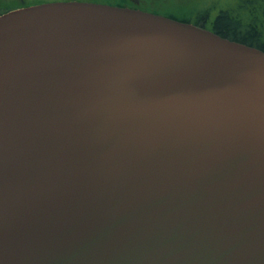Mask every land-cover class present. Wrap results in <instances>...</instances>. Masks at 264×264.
<instances>
[{"label": "water", "instance_id": "water-1", "mask_svg": "<svg viewBox=\"0 0 264 264\" xmlns=\"http://www.w3.org/2000/svg\"><path fill=\"white\" fill-rule=\"evenodd\" d=\"M0 264H264V52L101 3L1 14Z\"/></svg>", "mask_w": 264, "mask_h": 264}, {"label": "trees", "instance_id": "trees-1", "mask_svg": "<svg viewBox=\"0 0 264 264\" xmlns=\"http://www.w3.org/2000/svg\"><path fill=\"white\" fill-rule=\"evenodd\" d=\"M82 1L107 4L121 8H132L159 14L147 7H136L129 0H14L3 5L0 0V14L16 9L48 2ZM202 5H185L183 15H166L167 18L196 25L220 35L223 38L255 47L264 52V0H205Z\"/></svg>", "mask_w": 264, "mask_h": 264}, {"label": "flooded vegetation", "instance_id": "flooded-vegetation-1", "mask_svg": "<svg viewBox=\"0 0 264 264\" xmlns=\"http://www.w3.org/2000/svg\"><path fill=\"white\" fill-rule=\"evenodd\" d=\"M187 1L190 0H129V2L136 7L139 6L147 7V9L149 10L159 12L158 15L164 17H166V15L168 14L177 15V16L183 15L182 9L185 7V5H189L187 4ZM12 2H14V0H2L3 5H9Z\"/></svg>", "mask_w": 264, "mask_h": 264}, {"label": "rangeland", "instance_id": "rangeland-1", "mask_svg": "<svg viewBox=\"0 0 264 264\" xmlns=\"http://www.w3.org/2000/svg\"><path fill=\"white\" fill-rule=\"evenodd\" d=\"M213 1H216V0H213ZM219 1H221V0H219ZM209 2H211V0H209ZM233 2H235V0H231V3H233ZM196 3H198L200 5H202L204 3V5H206L205 4V0H190V1H187V4H189V5H192V4L195 5Z\"/></svg>", "mask_w": 264, "mask_h": 264}]
</instances>
